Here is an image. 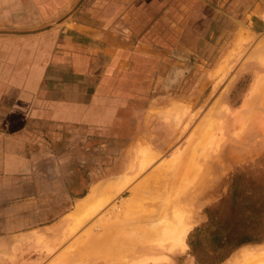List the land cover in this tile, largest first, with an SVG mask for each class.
Returning a JSON list of instances; mask_svg holds the SVG:
<instances>
[{
  "label": "crops",
  "instance_id": "obj_1",
  "mask_svg": "<svg viewBox=\"0 0 264 264\" xmlns=\"http://www.w3.org/2000/svg\"><path fill=\"white\" fill-rule=\"evenodd\" d=\"M261 7L0 0V233L47 232L96 184L123 176L119 154L138 137L147 144L150 111L198 58L212 63L256 29Z\"/></svg>",
  "mask_w": 264,
  "mask_h": 264
},
{
  "label": "rangeland",
  "instance_id": "obj_2",
  "mask_svg": "<svg viewBox=\"0 0 264 264\" xmlns=\"http://www.w3.org/2000/svg\"><path fill=\"white\" fill-rule=\"evenodd\" d=\"M255 12L258 14L255 16L257 30H251L232 42L231 50L223 57H213L212 63L198 58L196 70L186 76L181 88L163 96L158 109L150 111L156 124L145 140L158 151L153 165L142 173L139 172L137 153L145 143L139 137L136 138L134 148L125 156L124 153L119 154L126 157L125 160L129 164L122 175L135 177L132 183L130 182L131 186L124 189L112 204L118 205L129 200L130 188L134 183H137L141 176L152 172V169L164 164L162 167L167 169H163L159 179L160 186L165 181L161 186L164 188L160 189L157 196L149 185L142 189L146 191L141 192L139 198L145 195L147 204L143 206L147 209L138 204L144 202H141L143 197L141 200L137 199V214L142 209L145 212L141 211L140 214L146 215L155 208L151 206L153 203H162L164 206L166 200L168 216L172 217L174 212L178 215L180 212L184 214L187 234L175 247L170 242H165L157 251L150 250L138 256L129 255L127 261L120 258L115 264H243V249L264 247V115H258V112L262 111L261 100L256 98L262 95L263 90L260 88L263 81L258 79L264 75L261 66L264 63V47L261 45L264 40V0L262 7ZM259 43L263 50L260 46L257 47ZM229 67L230 70L226 72ZM180 101L188 104L189 109L185 108L187 111L184 110L185 104ZM179 106H183L185 114L180 113L181 118L178 112L175 114L178 113L179 116H172ZM173 108L176 109L172 111ZM166 115L170 116L168 120L165 119ZM177 118L181 119L179 124ZM211 121L213 124L216 121L213 126L214 130L217 127L213 130L216 140L212 138L213 135L207 133L211 124L208 123ZM200 132H203V135ZM208 134L214 139H210L213 143L204 142ZM193 152L197 158L191 168L192 172H189L190 175L182 174L185 165L189 164L187 162L192 160L191 157L194 159ZM179 153H182L181 157ZM168 162H173L174 166ZM136 172L139 174L136 175ZM179 181L183 185L179 184ZM146 192L152 195L148 198ZM134 212L136 214L135 210ZM127 214H130L129 210ZM69 215H66L59 225L65 223ZM57 226H51L47 232L34 231L17 235L0 233V264H66L64 259H60L61 253L79 234L74 235V238L72 236L61 240L53 248ZM151 257L152 259H149ZM142 259L145 261L141 262Z\"/></svg>",
  "mask_w": 264,
  "mask_h": 264
},
{
  "label": "bare ground",
  "instance_id": "obj_3",
  "mask_svg": "<svg viewBox=\"0 0 264 264\" xmlns=\"http://www.w3.org/2000/svg\"><path fill=\"white\" fill-rule=\"evenodd\" d=\"M260 43L258 44L257 47L260 46ZM263 44H264V40L261 44L264 47ZM261 50H263L262 47H261ZM229 66H231V65H229ZM261 66H262V69H264V63ZM224 67H226V65ZM227 70H230V67L226 69V72H227ZM213 74L214 73H212V75ZM260 79L263 81V83L261 84V87H260V88H263L262 95H259L260 97L258 96L256 98L257 99L260 98V100H261L260 107H261L262 111L260 110V112H258V115L263 116L264 115V113H263V111H264V75L261 76L258 79V81ZM258 81H257V83H258ZM180 102H182V101H180ZM182 103H179V105ZM183 104H185V102ZM187 105L186 104L183 105L184 110L189 109L187 107ZM182 107L179 106L177 109L175 108L176 110L173 108L172 111L175 110V112L173 111L174 115L173 114H171V115L174 117L178 113H179V115H180V113H183L182 115H184L185 113L183 112ZM211 107L214 108V106H211ZM224 109H226V108H224ZM168 111L171 112L170 109ZM212 111H214V110H212ZM224 111H226V110H224ZM161 112H162V110H161ZM176 112H178V113L175 114ZM255 114H257V110H256ZM179 115H177V116H179ZM169 117L170 116L166 115L165 119L168 120ZM179 118H181V115L179 116ZM263 118H264V116H263ZM176 120H177V123L179 124L181 119L179 120L177 118ZM216 121H215V124H216ZM173 124H174V122H173ZM200 124H202V123H199V125ZM215 124H213L212 121L208 123V125H209V127H211V129L206 125L208 127V129L206 128L208 131L207 133H210V135H213L212 138L214 137V133H213L214 127L213 126H215ZM204 126H205V124H204ZM216 128H215V130H216ZM201 129H204V128H201ZM235 131H236V129H235ZM200 133L202 134L203 132H200ZM210 135L209 134L207 135L208 140L206 139L207 141L205 140L204 142H207L209 144V142L213 143L214 139L215 140L217 139V137H214V139H212L211 137H209ZM191 138H192V140L194 139L193 137H191ZM210 139L213 141H210ZM198 142L200 143V141H198ZM199 143H196V144H199ZM196 144H195V146H198ZM195 146L193 147L194 150H195ZM199 146H201V143ZM197 149H199V148H197ZM137 154L139 155V161H138L139 166H137V165L136 166L139 167V169H140L139 172L142 173V171L147 169L150 165L151 166L153 165V162L155 161V159L158 156V151H156L155 148L153 149L152 145L145 144L138 150ZM178 155H180V157H181L182 153L181 154L179 153ZM191 155H193V154H191ZM196 155H198V154L196 153ZM177 156H175L174 159H176ZM200 156H201V154H200ZM193 157H194V159L191 157L192 160L190 162H187L189 164H186V165L184 164L185 169L182 170L183 171L182 174L185 173V175H187V174L190 175L189 172H192L191 168L193 165H195L194 160L197 158V157H195V153H194ZM178 159H179V157H178ZM183 159L184 158H182V161H184ZM179 160H181V158ZM174 162H176V160ZM168 163H171V162H168ZM181 164H183V163H181ZM181 164H179V165L181 166ZM163 165L158 166L156 168L154 167L155 169H152V172L146 173V175H144L143 177L141 176L140 180L137 183H134V186H132L130 188L131 193H130V196L128 198L129 200H127V201L122 200L124 202L121 204H118V205H116V203L115 204H112V203L114 202V200L117 198V196L124 189H127V187L130 185V182L132 183L135 175H134V177L129 176V175H123L120 177L119 176L113 177L110 179H106V180L96 184L94 187H92L89 195L86 198H84L83 200L79 201L75 211L72 213H69L70 215L67 216V221L65 223H62V225L58 224L59 227L58 226L56 227L57 229H56V232L54 233L55 238H54V240L52 239L53 240V248L61 240L66 239L68 237L72 238V236L74 238V235H77V233L79 234L75 237V241L73 243H71V244L69 243L70 245H68V246L65 244L67 246V248L64 249V251L61 253L60 259H62V260L64 259L66 264H115L116 261L120 258H121V260L127 261L126 258H128L129 255H134V256L137 255L138 256L139 254L148 252L150 250L157 251L159 249V246H161V244H163L165 242H170L173 247L179 245V243H181V241H183L185 235L187 234L186 233L187 228L184 225V224H186V222H185L186 220L183 217L184 214L182 215V212H180V210H179L180 213L178 212L179 215L173 211L175 215L173 214L172 217L168 216L166 214L168 206H166V204H165L166 200H165L164 206L162 203L158 204L156 202V203H153V205H151L152 207L153 206L155 207L152 209V212L149 211L150 213L148 212V214L146 213V215L140 214L143 211L145 212V210L147 209V207L143 206V205L147 204L145 202V200L147 199L145 197V195H144L145 199L142 196L144 200L142 199V197L139 198L140 193L144 191V190L142 191V189L146 188L149 185L151 187L150 189L151 190L153 189L152 191H154L153 194H156L155 196H157V194H160L159 193L160 189L164 188V186L163 187H161V186L163 185V183L165 181H163L161 186L159 184V183H161V182H159V179L162 175L161 173L164 172L163 169H167L165 167H162ZM172 165L174 166V163ZM172 165L170 166L169 170H171ZM139 172L138 173L136 172L137 173L136 175H138ZM167 172H169V171H167ZM174 173H175V171H174ZM177 177H179V176H177ZM179 184H182V183L180 182ZM145 191H144V193H145ZM152 191H151V193H152ZM149 192H150V190H149ZM149 192H146V193L148 194ZM150 194H148V198L150 197L149 196ZM162 196H163V194H162ZM153 197H154V195H153ZM154 198L157 199L158 197H154ZM137 199H140V200L142 199L141 202L144 201L143 202L144 204L143 203H138V204H141L140 205L141 208H143V209L146 208L145 210L140 209L139 214H137L138 208H136V206H135V205H137L136 204ZM159 199H160V197H159ZM159 199H158V201H159ZM168 201H170V200H168ZM168 201H167V203H168ZM156 204H158V205H156ZM146 206H148V205H146ZM138 207H139V205H138ZM149 209L150 208L148 206V210ZM127 210L130 211V214H127ZM134 210L136 211V214H135ZM138 212H139V210H138ZM180 214L182 216H180ZM51 232H53V231H51ZM31 237H34V236H31ZM51 249L49 251H51ZM241 256L243 257L242 258L244 261L243 264H260V263L262 264V262L264 264V247L261 246V247H257V248H245L241 252ZM145 259H146V257H145ZM149 259H152V257ZM144 261L145 260H143L141 262H144Z\"/></svg>",
  "mask_w": 264,
  "mask_h": 264
}]
</instances>
